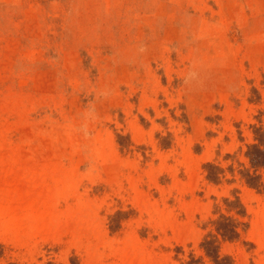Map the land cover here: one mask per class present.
I'll return each mask as SVG.
<instances>
[{"label":"rangeland","instance_id":"obj_1","mask_svg":"<svg viewBox=\"0 0 264 264\" xmlns=\"http://www.w3.org/2000/svg\"><path fill=\"white\" fill-rule=\"evenodd\" d=\"M253 144L264 0H0V264H264Z\"/></svg>","mask_w":264,"mask_h":264},{"label":"trees","instance_id":"obj_2","mask_svg":"<svg viewBox=\"0 0 264 264\" xmlns=\"http://www.w3.org/2000/svg\"><path fill=\"white\" fill-rule=\"evenodd\" d=\"M250 158V161L254 166L264 167V149H261L257 144H253L249 147V150L246 152ZM247 182L251 185H254V180L257 177H251L247 175ZM217 230L221 233L223 237L229 236L228 233L231 235L237 234L235 232L234 226L231 228H227L223 224L217 227ZM203 245L206 249V252L209 256H211L215 262V264H222L221 259H218V251L217 245H214V240H207L203 242Z\"/></svg>","mask_w":264,"mask_h":264}]
</instances>
